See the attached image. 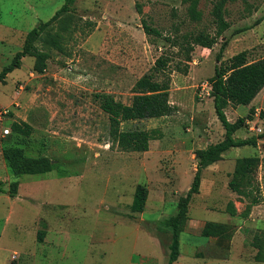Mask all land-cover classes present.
Wrapping results in <instances>:
<instances>
[{
	"label": "rangeland",
	"instance_id": "1",
	"mask_svg": "<svg viewBox=\"0 0 264 264\" xmlns=\"http://www.w3.org/2000/svg\"><path fill=\"white\" fill-rule=\"evenodd\" d=\"M65 1L0 0V35L5 37L0 40V72L22 49L13 37L21 36L19 41L24 45L27 32L48 21ZM218 2L198 0L196 9L201 13L198 18L191 12L193 0H77L75 10L49 29L60 40L62 49L50 42L45 46L40 43L51 52L45 72H34L28 63L35 62V58L27 57L22 68L9 73L5 83L0 81V103L4 101L0 111L10 109L0 115V130L9 128V134L3 130L9 138L12 122L26 118L34 128L27 137L26 152L33 156L48 155L60 163L51 174H25L18 178L23 183L32 178L43 179L41 184L27 182L23 188L30 199H13L14 202L0 197V235L3 233L5 258H11L14 264H150L152 260L168 264L161 249L165 247L169 252L172 233L162 221L176 213L179 198L189 190L192 182L188 186L184 183L197 168L195 151L222 140L225 134L213 98L200 100L198 87L214 75L216 55L224 40L231 44L225 47L224 60L229 59L228 47L229 54L247 50L249 60L264 57V0H227L225 18L233 27L211 49L195 44V36L200 32L215 34L213 9ZM260 18L263 19L258 23ZM143 20L161 34H146ZM238 27L244 29L236 36L233 30ZM168 37L184 40L183 47L173 46ZM192 45L191 60L186 62L188 47ZM163 53L172 56L168 68L169 92L177 110L164 117L131 120L122 125L125 130H162L163 136L150 143L153 157L162 152L153 161V157L147 159L143 153L138 156L111 147L109 116L95 95L108 93L131 103L136 81L152 69ZM177 66H188L187 73L177 70ZM262 112L264 89L251 105L226 109L232 122L240 117L248 119L247 125L235 133L237 138L264 133ZM1 145L0 141V148ZM177 147L185 148L187 156L178 157ZM241 149L244 156L258 155L264 160V137L257 147ZM233 150H228L218 165L202 173L203 194H208L213 181L217 184L211 198L202 201L210 207L220 206L222 213L210 212L199 217L224 224L227 236L221 241L212 235L218 244L205 250L201 246L209 237L189 235L192 233L187 220L181 234L183 255L196 245L202 248V254L230 253L231 233L234 235L242 219L239 216L226 219L230 216L227 205L232 201L241 211L247 205L235 202L240 198L228 188L236 164L231 155ZM1 163L6 167L2 155L0 177H5L7 173ZM47 177L51 178L45 181ZM256 177L260 187L256 194L264 205V165L259 166ZM138 184L149 189V203L141 213L131 210ZM199 201L194 199L189 204V216L196 217ZM19 214L21 217L17 219ZM260 217L263 220L264 212L259 211ZM258 225L264 231V220ZM46 229L48 241H38L39 231ZM241 241L237 238L238 247L242 246ZM15 251L17 258L12 259ZM242 254L246 260L250 258L248 251ZM229 264L263 263L252 257Z\"/></svg>",
	"mask_w": 264,
	"mask_h": 264
},
{
	"label": "trees",
	"instance_id": "2",
	"mask_svg": "<svg viewBox=\"0 0 264 264\" xmlns=\"http://www.w3.org/2000/svg\"><path fill=\"white\" fill-rule=\"evenodd\" d=\"M77 0H66L65 4L58 9L48 20L42 21L33 27L26 35L24 45L14 56L13 60L0 72V81L6 82V77L15 69L21 68L22 60L26 56L35 58L34 72L42 74L47 69V61L51 57V52L42 46L49 42L53 47L62 49L60 40L50 33L49 29L66 14L75 10ZM227 0H219L214 6L213 15L216 22V32L214 35L207 32H200L195 36V44L206 48H213L224 32L230 27V23L225 18V4ZM198 0H193L191 12L195 17H200L197 11ZM138 11L141 13L140 6ZM263 18L258 19V23ZM144 30L146 34L160 35V31L151 27L145 20ZM244 28L236 30L239 33ZM173 46L183 47L180 38H167ZM42 43V46L41 44ZM45 44V45H44ZM227 45V40L216 55V67L214 75L208 80L212 84L211 97L214 101L216 115L225 129L224 138L215 143H209L205 148L195 151L197 168L192 184L186 193L179 198L177 211L175 214L163 220L172 233V240L169 246L168 264H174L180 255L181 234L184 231L185 223L188 220L189 204L193 196L200 192L203 170L213 163L223 159L226 151L233 147L252 146L257 147L261 135H253L245 138H237L235 133L247 125L248 119L240 117L236 121L229 120L226 109L229 106L249 105L264 89V57L257 60H249V53L244 50L227 60L223 59V53ZM194 50V45L187 50L186 62L191 60L190 53ZM172 61V56L167 53L161 54L155 61L152 69L139 78L133 87V98L130 104L117 100L114 95L108 93H98L95 95L99 101L101 109L109 116V142L111 147H117L125 152H145L150 149V143L154 139L163 136L160 128H134L123 129L122 125L126 121L143 120L150 118H160L173 114L177 108L170 101V78L168 68ZM177 70L187 73L188 66ZM161 77H163L161 79ZM264 116V112L261 113ZM251 119V118H250ZM12 133L3 146V157L6 165L13 176L8 190L4 189V181L0 180V192H6L10 197L18 196L19 177L25 174H43L59 168L60 163L53 160L48 155H29L26 152L25 144L27 137L33 132V126L26 121H13ZM23 144V145H22ZM260 165H264V160L258 155L243 156L236 159L235 169L228 188L240 196V200H247L244 211L240 214L234 204L230 201L226 211L231 216L242 218L249 217L252 207L262 202L258 196V180L256 172ZM59 175H66L59 172ZM149 195V189L145 184L136 186L134 200L131 204L133 212H143L145 210ZM226 226L216 222H207L202 234L206 237L217 235L222 241L227 236L224 233ZM230 231V230H229ZM231 233V232H230ZM233 236V233H231ZM230 234V236H231ZM45 231H39L38 241H44ZM231 240V239H230ZM251 244L257 249L254 256L255 261L264 262V231H257L253 236Z\"/></svg>",
	"mask_w": 264,
	"mask_h": 264
},
{
	"label": "crops",
	"instance_id": "3",
	"mask_svg": "<svg viewBox=\"0 0 264 264\" xmlns=\"http://www.w3.org/2000/svg\"><path fill=\"white\" fill-rule=\"evenodd\" d=\"M229 23H230V27L229 28L233 27L232 23L231 22H229ZM238 29H240V27H238V28H236V29L233 30V33L236 36H238V34L241 33V32L240 33H235L236 30H238ZM14 35L16 36V33H14ZM20 37L17 35V37H13V38L14 39L15 38L18 39V45L20 47H23V42L22 41H19V38ZM2 38H5V37L0 35V40H5V39H2ZM227 46L230 47L231 44H228ZM229 47H228V51H226V56H228L230 58V57H232L233 55H235L238 52L233 53V54H229L230 53ZM203 48L207 49L206 47H203ZM27 57H32V56H26V57L23 58V60H22V67L25 64ZM28 66L34 67V60H31V62L28 63ZM24 73H26V72H24ZM31 75H32V73H31ZM206 80H208V79H206ZM259 94L257 95V97H259ZM257 97L252 101V103H254V101L257 99ZM3 103H4V101H2L0 104H3ZM128 104H130V103H128ZM19 105L20 104L18 102H14V106L19 107ZM7 109H9V108L4 109L3 111H5ZM19 117H21V116L19 115ZM23 120L26 121V118H23ZM14 121H17V120H14ZM3 130H4V128L2 130H0V136L2 137L0 139L1 144H2L1 145V148H0V156L1 155L3 156V149L2 148L5 145V141L7 140V135H4L3 134ZM233 148H234L233 154H231V155L235 157V160L237 158H239V157H243L244 156V152H243V149H241V147H233ZM175 149L178 150V151H180V153L178 154V157H180V156L181 157L187 156V154L185 153V151H186L185 148L177 147ZM226 152L224 153L223 158H225L227 156ZM129 153H138L137 154L138 156L143 153L146 157L147 156L153 157L155 155V154H152L151 149H149L148 151H145V152H135L134 151V152H129ZM157 153L158 154H156V156L153 157V161L155 159L157 160L162 155V152L161 151H158ZM193 156H194V154H193ZM245 156H247V155H245ZM249 156H251V155H249ZM147 159H148V157H147ZM222 160H220V161H222ZM220 161H217V162L213 163L212 165H210L209 167H207L206 169H204L203 170L204 171V174L211 167H214L215 165H218V163ZM1 167H2V169L4 171H6L7 175L5 177H0V180L4 181V186L3 187H4L5 190H8L9 189V186H10V182L12 181V174L10 173V171H8L9 169H6L7 165L5 167L1 163ZM142 168H143V166H142ZM49 173H46V174H49ZM187 174L188 173H185V177H187ZM37 175H39V174H37ZM194 175H195V173L193 172V174L191 175V177L188 180L185 181V183H184L185 186L186 185L188 186L193 181ZM50 178L47 177L44 180L47 181L46 179H50ZM33 179L34 178H32L30 181H26L25 183H23V182L20 181L19 189H18V192H19L18 196H16V197H10L6 192H0V197H2L3 199L4 198H7V199L12 200V201L18 200V199H19V201L20 200L21 201L22 200H27L28 198L30 199L31 197H29L26 192L25 193L23 192V188L27 186V182H31V183H35V184H36V182H38V184H41V182L43 181V179H41V178L40 179H35V180H33ZM202 180H203L202 182H204V178H202ZM216 188H217V184H216L215 181H213L212 184H211V186H210V190L208 191V194H206V193L203 194L204 193L203 192V185L201 183L200 192L197 193V194H195L193 196L192 202L190 204L191 205L193 204V200L194 199H200L199 205L197 206L198 214H199V212H200V214L199 215L197 214L196 217H195V214H194V217L189 216L190 218H188V220L190 222L188 223V227L191 229V233H192V234H189V235H193L195 237H197V236H204L202 234V230L204 229L206 223L213 221V220H208V219H205V218L204 219H200L199 216H201V214H209L210 212H212V214H215L216 215V214L222 213L220 211V209H221L220 206L215 205V206H211L210 207L206 202H203L202 201L203 199H205L207 197H210L211 198V195L214 194V190H216ZM231 195L233 196L232 193H231ZM237 197L240 198L239 195H237ZM235 202H237V203L239 202L242 206L243 205H246L248 203L246 199L244 201L238 199ZM245 202H246V204H245ZM148 203H149V198L147 200V204L146 205H148ZM236 208H237L239 214L243 211V210L241 211V209L239 207H236ZM259 211L261 213L264 212V205L261 204V203H259L257 205H254L252 207V210H251V213H250L249 217H247V218L240 217L242 219V221H241V223L238 224V229L235 230V233H234V235H233V237L231 239V242H230V253L227 256H220V255H214V254H208V253L207 254H202L201 253L202 252V250H201L202 248H204L205 250H208L207 248H210L212 245L217 246L218 242H216V238L209 237L207 243L205 245L201 246L202 248L199 247V245H196L195 246V249L192 250V251H190L187 255H183L182 254V252H181V245H180V255H179L178 259L174 262V264H229L233 260H235V261H248V260H252V257L254 258L255 254L257 253V250L255 252L253 251L254 247L251 244V241L253 239L252 236L255 235L256 231H258L259 228H260L259 225H258V222L264 220V218H263V220H261V217L259 218ZM190 215H191V207H190ZM20 217H21V214H19V217L17 219H19ZM225 218L226 219H234V217L231 216V215L230 216L227 215V217H225ZM4 228H3V230H4ZM48 231H49V228H48ZM48 231L46 229L44 241H48V236H49ZM170 235H171V232H170ZM240 235H242V236H240ZM237 238H240V240H242L241 241L242 242V246L241 247H238L237 244H236ZM171 240H172V238H171ZM169 243L171 244V241ZM161 244H162V242H161ZM161 244H160V247H161ZM247 245H249V247H247ZM162 246H163V244H162ZM5 248L6 247H5V243H4V240H3V233H2L0 235V264H14V262H12L11 258L10 259H7V257L6 258L4 257V253L3 252L5 251ZM161 251L164 252V255L163 256H167V259H168V255H169L168 250L165 249V247H164L163 249H161ZM244 251H248V253H249V256L248 257H250V258L248 260H246L244 258L245 255L242 254V252H244ZM15 252H17V251H15ZM153 258L154 257L152 256V259ZM256 262H258V261H256ZM260 263H263L264 264V262H260ZM150 264H156V263L152 260L150 262Z\"/></svg>",
	"mask_w": 264,
	"mask_h": 264
},
{
	"label": "built area",
	"instance_id": "4",
	"mask_svg": "<svg viewBox=\"0 0 264 264\" xmlns=\"http://www.w3.org/2000/svg\"><path fill=\"white\" fill-rule=\"evenodd\" d=\"M71 68V67H70ZM20 89H23L22 86H20ZM211 93H212V84L209 80H204L200 83L199 87H198V97L200 100H205L209 97H211ZM10 110L7 109L5 111H0V115L1 114H7ZM10 133V129L9 128H5L4 129V134H9ZM18 253L14 252L12 259H16L17 258Z\"/></svg>",
	"mask_w": 264,
	"mask_h": 264
}]
</instances>
